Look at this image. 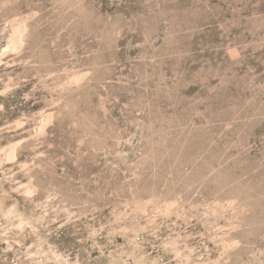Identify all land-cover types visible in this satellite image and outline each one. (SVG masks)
I'll return each instance as SVG.
<instances>
[{"label": "rangeland", "instance_id": "1", "mask_svg": "<svg viewBox=\"0 0 264 264\" xmlns=\"http://www.w3.org/2000/svg\"><path fill=\"white\" fill-rule=\"evenodd\" d=\"M0 264H264V0H0Z\"/></svg>", "mask_w": 264, "mask_h": 264}]
</instances>
